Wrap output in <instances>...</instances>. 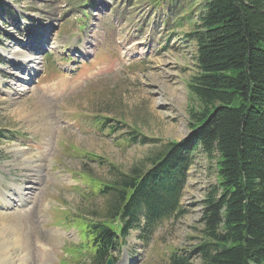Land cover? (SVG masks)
Here are the masks:
<instances>
[{
	"label": "rangeland",
	"instance_id": "1",
	"mask_svg": "<svg viewBox=\"0 0 264 264\" xmlns=\"http://www.w3.org/2000/svg\"><path fill=\"white\" fill-rule=\"evenodd\" d=\"M152 1L0 0V128L18 136L0 140V264L69 259L63 247L79 236L58 223L64 217L59 209H86L93 217L90 210L101 212L102 204L74 188L83 186L77 172L105 182L112 177L109 164L124 172L144 166L167 141L189 136L190 112L198 106L188 89L197 72L191 34L205 0H161L158 6ZM46 24L52 25L47 32ZM45 35L55 48L42 43ZM29 39L41 49L26 52L38 58L32 74L11 66L8 55L22 53ZM17 87L25 92L10 98ZM95 116L124 125L110 132L105 126L115 122L109 121L98 130ZM131 129L147 141L125 142ZM71 147L97 154L106 164ZM21 151L40 167L24 163ZM215 161L195 152L180 216L159 222L149 234L143 222L130 230L115 264H168L172 250L189 252V264H201L193 249L202 242L200 219L216 182ZM14 187L29 199L13 203L20 199Z\"/></svg>",
	"mask_w": 264,
	"mask_h": 264
},
{
	"label": "trees",
	"instance_id": "2",
	"mask_svg": "<svg viewBox=\"0 0 264 264\" xmlns=\"http://www.w3.org/2000/svg\"><path fill=\"white\" fill-rule=\"evenodd\" d=\"M198 21L191 34L197 72L188 86L198 106L190 112L189 136L167 141L144 166L124 172L109 164L112 177L105 182L77 172L83 186L75 189L102 204L101 212L90 210L93 217L86 209L61 211L80 236L76 264H105L141 222L149 234L159 222L180 216L186 171L198 151L216 160L217 176L200 219L202 242L193 252L201 264H264V0H205ZM109 121L95 116L94 125L101 130ZM114 122L105 129L124 125ZM16 134L0 128V140ZM147 139L135 129L124 138ZM78 152L106 164L97 154ZM167 263L189 264V252L172 250Z\"/></svg>",
	"mask_w": 264,
	"mask_h": 264
},
{
	"label": "bare ground",
	"instance_id": "3",
	"mask_svg": "<svg viewBox=\"0 0 264 264\" xmlns=\"http://www.w3.org/2000/svg\"><path fill=\"white\" fill-rule=\"evenodd\" d=\"M46 26H47V28H46V32L50 29V27H52V25L51 24H46ZM50 35H45L44 36V38H43V41H42V43L44 42V43H47V45L49 44V42H50V38L51 37H49ZM30 41L28 42V44H26V47H24L23 49H24V51L21 53V52H8V55L10 56V62H12V64H10L11 66H14L15 67V69H21L22 71L24 70V71H28V74H32V71H34L35 69H37V65H38V58L36 57V56H34L33 58H29L28 56H26V52L28 51V53H29V51H31V50H34L35 51V53L39 50V46L37 45V44H35L31 39H29ZM49 47L50 48H55V45L54 46H52V43L51 44H49ZM21 56H23L24 57V59H20V57ZM21 61V62H20ZM20 62V63H19ZM12 75H14V77H16L18 80H20L21 79V77H19V74H17V73H12ZM21 81V80H20ZM15 90H17V91H15ZM25 92L24 91V89H22V88H20V87H17V89H12V93H13V96H10V98H12V99H18V95H22L23 93ZM20 153V155H21V158H23L24 159V163H26L28 166H30V167H35V166H38V167H40V164H35L34 165V163H33V160H32V157L33 156H31V155H28V154H26V153H24V152H19ZM33 173H35V174H33L34 176H38V173L37 172H34V171H32ZM34 181V183L37 181V180H33ZM32 181V182H33ZM13 190H14V192H15V194H17L18 195V197L20 198V199H14V201H13V203L14 202H16V204H17V202L19 201V200H21V199H23V202L26 200V199H29V193H24L23 192V188H20V187H14L13 188ZM27 194H28V196H27ZM12 203V204H13ZM18 204H19V202H18ZM32 211V210H31ZM31 214V213H30ZM1 215V214H0ZM32 215V214H31ZM30 216V215H29ZM1 217V216H0ZM34 225V224H33ZM33 225H32V227H33ZM26 229V228H25ZM36 229V228H35ZM35 229H33V230H35ZM6 232V231H5ZM4 232V233H5ZM20 232V231H19ZM18 232V233H19ZM26 232V231H25ZM4 233L2 232V234L4 235ZM20 233H22V232H20ZM2 235V236H3ZM16 235H18L17 234V232H16ZM38 235V234H37ZM21 238V237H20ZM19 238V239H20ZM6 240V239H5ZM2 241H4V238H3V240ZM7 241V240H6ZM9 241V240H8ZM10 242V241H9ZM14 242V241H13ZM3 243H5V242H3ZM6 244V243H5ZM7 244H9L8 242H7ZM11 244V243H10ZM9 244V245H10ZM21 244V243H20ZM1 247H2V244H1ZM6 248V247H5ZM10 248V247H9ZM1 251H2V249H0ZM13 250V249H12ZM1 251H0V256H1ZM10 253V252H9ZM2 254H3V252H2ZM12 254V253H11ZM5 257H6V255H4ZM22 257V256H21ZM21 257H18V258H20V260H22V258ZM1 259V258H0ZM3 259V258H2ZM5 259V258H4ZM3 259V260H4ZM6 259H9V258H6ZM12 259V258H11ZM1 261V260H0ZM5 261V260H4ZM7 262V261H6ZM6 262H4V263H6ZM8 263L10 264V260H8ZM123 264H128L127 262H124Z\"/></svg>",
	"mask_w": 264,
	"mask_h": 264
},
{
	"label": "water",
	"instance_id": "4",
	"mask_svg": "<svg viewBox=\"0 0 264 264\" xmlns=\"http://www.w3.org/2000/svg\"><path fill=\"white\" fill-rule=\"evenodd\" d=\"M106 264H112V261L111 260H108Z\"/></svg>",
	"mask_w": 264,
	"mask_h": 264
}]
</instances>
